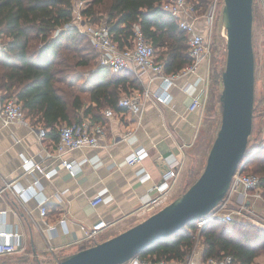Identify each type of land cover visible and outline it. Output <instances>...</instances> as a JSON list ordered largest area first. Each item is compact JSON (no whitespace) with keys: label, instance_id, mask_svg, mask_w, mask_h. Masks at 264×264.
Returning a JSON list of instances; mask_svg holds the SVG:
<instances>
[{"label":"crops","instance_id":"obj_1","mask_svg":"<svg viewBox=\"0 0 264 264\" xmlns=\"http://www.w3.org/2000/svg\"><path fill=\"white\" fill-rule=\"evenodd\" d=\"M207 23L206 15L194 20L196 30L202 34L206 33ZM211 69L210 60L205 58L195 71L173 78L168 100L158 102L152 96L146 98L141 114L119 109L106 117L104 110L110 107L104 108L106 129L98 145L66 151L61 156L55 154V140L38 137L39 122L2 124L0 120V189L7 183L14 185L12 190L0 192V233L17 235L21 244L17 252L6 256L22 252L30 254L32 261L37 258L51 264L87 242L91 245L86 236L101 220L106 226L96 234L99 241L126 230L153 213L146 207L159 195L156 185L165 180L164 175L170 169L176 170L177 175L167 178L166 203L180 196L187 188L180 175L206 114ZM130 71L142 89L155 92L161 83L149 69ZM221 89L220 83L217 91ZM192 96H199L202 106L190 111L187 105ZM216 107L211 108L210 119L216 116ZM139 148L147 150L148 156L131 165L126 163L127 155ZM25 159L34 162L29 170L23 165ZM64 159L81 162L80 172L71 175L60 165ZM53 167L57 172L45 178L44 171ZM146 174L148 178L142 181L140 178ZM35 179L38 184L29 193H18L20 188L27 190ZM97 195L103 201L90 205V200ZM251 202L254 209L264 213L263 200ZM41 204L47 208L45 219L50 226L40 216ZM200 257L201 253L194 259ZM261 258L263 254L253 264H264Z\"/></svg>","mask_w":264,"mask_h":264},{"label":"trees","instance_id":"obj_2","mask_svg":"<svg viewBox=\"0 0 264 264\" xmlns=\"http://www.w3.org/2000/svg\"><path fill=\"white\" fill-rule=\"evenodd\" d=\"M75 1L85 2L81 13L87 20L110 27L119 49L132 44L137 27L154 47V60L163 63L164 74H175L192 62L187 34L161 8V0H0V32L7 43V50L0 54L1 98H14L29 122H39L46 137L55 141L62 125L83 117L103 123L104 108L119 110L117 101L122 94L142 89L130 70L114 73L97 63L96 49L71 25ZM191 2L198 16L206 14L209 0ZM220 27L221 15L218 30ZM221 70L214 69L211 79L216 114ZM263 139L252 151L246 149L245 170L260 177L264 199V148H259ZM196 221L151 244L139 255L184 262L197 247L202 261L230 255L232 264H253L257 256L264 254L261 225L236 219L228 225L214 218L197 231Z\"/></svg>","mask_w":264,"mask_h":264},{"label":"built area","instance_id":"obj_3","mask_svg":"<svg viewBox=\"0 0 264 264\" xmlns=\"http://www.w3.org/2000/svg\"><path fill=\"white\" fill-rule=\"evenodd\" d=\"M264 3V0H261ZM218 0L209 6L207 17V29L206 33L202 34L198 32L194 25V20L198 17L195 5L188 0H161V8L169 13L177 22L178 27L187 34V47L188 54L192 59V62L186 66L183 70L166 75L163 72V63L156 62L154 60L155 49L149 41L143 36L142 32L136 27L133 33L132 44L119 49L117 44L113 41L110 33V27L106 23H92L89 20L82 18L80 10L86 5L83 1H75L73 4V16L75 14V20L71 21L80 33H83L91 42L92 46L98 52L97 63L101 66L109 68L114 73H121L123 70H136L140 68L142 70L149 69L154 73V77L160 78L161 83L155 92L149 91L147 88L141 90L135 89L129 93L122 94L117 101L118 106L133 114H141L143 110L144 100L150 96L158 102H165L170 97L169 88L172 79L179 76L181 73L193 72L198 67L199 63L207 58L209 54V41L212 34L214 21L216 19V5ZM74 21V22H73ZM225 37V32L223 33ZM7 50L6 39L0 32V54ZM189 84L186 86L188 88ZM202 106V102L199 96H192L187 109L190 111L196 110ZM113 110L107 108L104 110L106 117H111ZM0 120L2 124H8L13 121L19 123H27L28 118L25 116L21 104L14 98L2 99L0 103ZM105 124L99 122H93L89 118L84 117L78 122L71 124H64L59 128L58 139L54 143L55 154L61 156L66 151H71L82 147H95L98 145L99 139L105 134ZM37 134L40 139L46 136V130L39 125ZM259 148H264V139L259 145ZM49 156H51L49 154ZM148 156V151L144 148H139L130 152L125 158V162L133 164L140 162ZM244 160V159H243ZM241 161L237 167V170L233 174L227 193L223 200L207 215L196 221L197 231L204 227L207 223L214 218H220L226 224L232 223L235 220L231 205H236L235 209L239 214L243 213L246 217L249 214H255L253 210V202L255 200H263L261 194V179L257 174L247 172L245 170V163ZM24 167L29 170L33 167L34 162L28 159L23 162ZM71 175H75L81 170V162L76 160H62L60 163ZM57 168L53 167L44 171L43 176L45 178H51L56 172ZM175 176V170L170 169L164 175L165 180L156 185V190L159 193L156 197H153L147 205V211L154 212L158 208L160 209L167 200L164 192L169 187L167 178L171 179ZM148 175L142 176L140 179L145 181ZM38 184V179L33 181V184L25 189H18V193H29V190ZM13 183L5 184L1 189L2 192L5 189L12 190ZM103 201L102 196L97 195L90 200V205L95 206ZM245 212H247L245 214ZM40 216L43 219V223L46 226H50L46 218L47 208L41 204L39 207ZM63 222V219L60 220ZM264 226V224H262ZM106 223L104 220L92 226V229L88 232L86 238L92 242L94 241L96 234L101 230ZM97 242V241H95ZM94 242V243H95ZM92 243V244H94ZM21 247L18 236L11 233H0V256L11 255L17 252ZM51 249V248H50ZM52 250V249H51ZM200 251L195 247L188 258L184 262L166 261L164 259H156L155 257L135 255L125 264H232L233 259L230 255H223L221 257H208L204 261L195 260L194 256L199 254ZM57 260V259H56Z\"/></svg>","mask_w":264,"mask_h":264},{"label":"water","instance_id":"obj_4","mask_svg":"<svg viewBox=\"0 0 264 264\" xmlns=\"http://www.w3.org/2000/svg\"><path fill=\"white\" fill-rule=\"evenodd\" d=\"M226 58L218 95L220 124L197 179L177 198L126 230L51 264H124L151 244L212 211L224 198L252 132L255 58L253 0H223Z\"/></svg>","mask_w":264,"mask_h":264},{"label":"rangeland","instance_id":"obj_5","mask_svg":"<svg viewBox=\"0 0 264 264\" xmlns=\"http://www.w3.org/2000/svg\"><path fill=\"white\" fill-rule=\"evenodd\" d=\"M213 2L214 0H209L208 6L206 5V8H208ZM222 4H223V0H218V3L216 5V12H217L216 19L214 21L212 34L210 36V41H209V54L207 56V59L210 60V65L212 68L210 71L212 75L214 69H219V67L220 69L223 68L221 66H224L225 58H226L225 37L223 35L224 30L222 27H220L218 30V17L221 15ZM85 7L86 5L83 8ZM253 7H254V19H253L252 43H253V51L255 58V74H254L255 75V81H254L255 109L253 111L254 116H253L252 132L247 144L248 151H252L253 149H255L258 145L259 140L264 137V3L261 2V0H253ZM73 18L75 20V14ZM82 18L87 20L84 17V15H82ZM99 22L100 21H98L96 24H99ZM219 34H221L222 38H220ZM83 44L84 41L80 43V45ZM210 83H211V79H210ZM209 92L210 94L208 95L207 98V104L205 107L206 114L204 120L201 123L199 133L197 134L196 140L192 145L191 152L188 153V159L184 164L182 173L180 175L181 179L183 180V183L185 182L184 185H186L187 188L191 185V183L195 179H197V177L202 172L209 148L216 134V130L220 124V114L214 113L216 116H214V119L213 117L210 119V112L212 110L211 108L213 107L214 109V105H215V99H214L215 92H212V90L210 89V84H209ZM176 172L177 171L175 170V175H177ZM231 207H232L231 210L234 211L233 215L236 220L263 226L262 224H264V213L262 211H257L256 209L253 208V210L256 211V213L255 214L251 213L249 214L248 217H246L243 213L239 214L235 210L237 209L236 205H231ZM246 213L247 212H245V214ZM99 240L100 238L97 235L94 241L92 240V242H90L89 244H92L95 241H99ZM86 245H88V242L85 243V246ZM21 253L12 256L1 257L0 264H18L22 262H24L25 264H45L46 262L44 260L43 261L38 260L37 258H35V260L32 261L31 258L33 257H31L30 254L25 255ZM15 261L17 263H15ZM260 262L264 263V258ZM47 264H50V262ZM255 264L257 263L255 262Z\"/></svg>","mask_w":264,"mask_h":264}]
</instances>
